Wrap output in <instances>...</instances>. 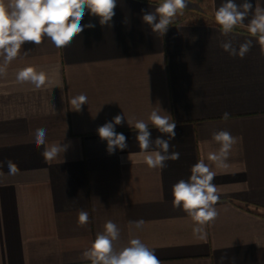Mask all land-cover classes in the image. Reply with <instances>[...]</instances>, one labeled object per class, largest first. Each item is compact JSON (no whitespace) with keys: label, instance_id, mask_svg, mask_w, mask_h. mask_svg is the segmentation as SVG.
I'll list each match as a JSON object with an SVG mask.
<instances>
[{"label":"crops","instance_id":"crops-1","mask_svg":"<svg viewBox=\"0 0 264 264\" xmlns=\"http://www.w3.org/2000/svg\"><path fill=\"white\" fill-rule=\"evenodd\" d=\"M160 2L117 0L111 27L86 14L82 24L95 27L64 48L26 42L0 77V161L18 167L16 174L6 164L0 169V264H91L82 253L108 220L121 230L120 246L130 239L129 221L143 220L131 237L154 249L161 264H264V46L247 20L221 34L214 12L223 0H189L164 36L153 33L141 10ZM249 2L254 8L256 0ZM227 39L237 47L252 39L253 47L243 59L232 57L220 47ZM27 66L47 73L44 87L16 81ZM80 94L87 104L73 111L68 101ZM154 107L177 124L170 151L180 156L163 169L143 162L126 120L142 119L153 140L167 139L148 121ZM123 113L116 131L128 148L109 155L97 128ZM37 128L47 130V144L69 145L56 161L46 163L32 142ZM220 130L238 138L227 168L207 159L220 147L212 139ZM201 159L216 172L220 195L204 240L172 204L173 185ZM80 210L89 215L83 225Z\"/></svg>","mask_w":264,"mask_h":264},{"label":"clouds","instance_id":"clouds-1","mask_svg":"<svg viewBox=\"0 0 264 264\" xmlns=\"http://www.w3.org/2000/svg\"><path fill=\"white\" fill-rule=\"evenodd\" d=\"M189 0H161L154 11L141 10L142 21L147 24L153 33L164 36L174 18L183 14L188 7ZM117 0H0V77L7 75L8 66L21 53L26 42L39 46L45 39L60 49L68 46L81 33L85 27L94 28L95 24L89 22L82 24L86 14L99 18L101 26L111 27ZM214 20L219 25L221 34L227 37L234 32L237 25H244L247 20V31L251 37L258 38L264 46V6L261 0H256L255 7L249 0L237 4L235 0H223L214 12ZM220 47L232 57L243 59L253 47L252 39H245L239 46H235L231 39L224 40ZM26 56L29 52H23ZM15 79L18 83H31L35 89L45 86L48 76L44 71H37L33 66H27L16 72ZM63 89V85H58ZM73 111L79 112L82 105L87 104V96L80 94L68 101ZM125 114H117L111 121L97 128V134L102 141H106V151L109 155L117 149L123 151L128 148L127 138L123 133L116 131V126L125 121ZM229 113L222 114V119L227 120ZM127 124L135 128L137 135L139 155L143 162L151 169H163L166 161L178 160L180 153L170 151L175 146L170 144L175 136L176 121L173 116L161 109L154 107L148 116L152 128L161 134H166L167 139L151 138L149 123L144 120L126 118ZM33 143L37 148H43L41 155L46 163L56 161L63 155L68 144L46 143L47 130L37 128L32 133ZM212 139L220 147L218 151L209 152L207 159L214 162L218 168H227V160L238 138L225 130L212 133ZM7 165L9 174L18 172L17 165L11 161H0V169ZM187 180L181 179L173 185V207L182 209L192 221L195 222L193 233L199 239H205V225L214 221L218 216L215 205L220 199L219 189L213 183L216 172L205 163L198 160L190 169ZM89 215L80 210L78 222L83 225L88 223ZM143 220L129 221L130 239L127 244L120 246L121 230L116 223L108 220L103 231L98 232L90 247L82 253V258L91 264H161L155 250L145 244L139 237H131L133 230L141 229ZM224 257H221V262Z\"/></svg>","mask_w":264,"mask_h":264}]
</instances>
